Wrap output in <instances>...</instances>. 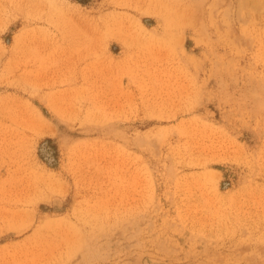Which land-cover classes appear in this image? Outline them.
<instances>
[{
    "label": "rangeland",
    "instance_id": "rangeland-1",
    "mask_svg": "<svg viewBox=\"0 0 264 264\" xmlns=\"http://www.w3.org/2000/svg\"><path fill=\"white\" fill-rule=\"evenodd\" d=\"M0 264H264V0H0Z\"/></svg>",
    "mask_w": 264,
    "mask_h": 264
}]
</instances>
